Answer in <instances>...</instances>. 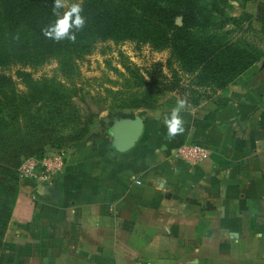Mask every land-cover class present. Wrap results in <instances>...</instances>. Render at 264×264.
I'll return each mask as SVG.
<instances>
[{
	"label": "crops",
	"instance_id": "1",
	"mask_svg": "<svg viewBox=\"0 0 264 264\" xmlns=\"http://www.w3.org/2000/svg\"><path fill=\"white\" fill-rule=\"evenodd\" d=\"M242 10L262 39L264 0ZM207 101L181 111L175 137L163 111L126 153L71 150L57 203L20 181L0 264H264V56ZM191 144L207 158L175 155Z\"/></svg>",
	"mask_w": 264,
	"mask_h": 264
},
{
	"label": "trees",
	"instance_id": "2",
	"mask_svg": "<svg viewBox=\"0 0 264 264\" xmlns=\"http://www.w3.org/2000/svg\"><path fill=\"white\" fill-rule=\"evenodd\" d=\"M251 1L255 0H83L80 5L85 25L76 32V40L56 42L44 35L57 19L54 0H0V70L12 66L36 68L54 59L63 73L73 74L75 60H82L97 43L129 42L157 52L168 51L178 72L189 77L190 86L222 90L251 73L264 56L255 46L229 39L232 31L226 29L228 24L234 25L227 14L231 2L244 5ZM64 12L60 10L61 15ZM243 16L249 23L251 17ZM179 19L180 25L176 22ZM126 70L131 76L128 84L135 81L143 85L137 72ZM15 76L26 84V93H18L12 78L0 72V244L18 194L17 167L8 165L7 156L19 158L22 151L13 153L11 147L18 144V137L22 142H34L52 133L48 129L51 126L68 121L59 107L67 105L69 96L61 94L53 82H36L23 70L16 71ZM172 78L175 81L170 91L181 80L177 72ZM149 101L150 97L143 95L140 105ZM39 103L42 113L37 108Z\"/></svg>",
	"mask_w": 264,
	"mask_h": 264
},
{
	"label": "rangeland",
	"instance_id": "3",
	"mask_svg": "<svg viewBox=\"0 0 264 264\" xmlns=\"http://www.w3.org/2000/svg\"><path fill=\"white\" fill-rule=\"evenodd\" d=\"M82 1L63 0L65 4L63 9L67 11L73 3L81 4ZM243 6L241 3L231 2L227 9L228 17L234 20V25L230 23L226 27L232 31L229 39L242 40L264 52V34L262 33V39L258 38L248 21H244ZM241 20L244 22L241 23ZM176 22L179 23L178 20ZM237 22L240 26L236 24ZM75 65L77 68L73 74L63 73L58 61L54 59L36 68L12 66L4 71L0 70L12 78L15 89L20 94L28 91L26 84L15 76L16 71L23 70L36 82L44 80L53 82L61 94L69 96L67 105L59 107L66 113L65 120L68 121L54 125V128L51 126L48 129L50 132L52 129V133L45 135L44 138L39 137L34 142L28 140L22 142L21 137H18V144L14 143L11 150L13 153L18 154L21 151L22 153L19 158L8 154L10 160L8 165L18 169L24 159L34 157L41 152L62 153L65 157L75 148L86 147L89 152L97 150L98 147L106 151L115 150L110 130L121 121L136 117L148 120L160 112L171 111L181 100L186 102L182 111H191L197 106L193 104L197 99L198 105L201 102H209L207 99L218 91L226 89L212 90L190 86L189 77L178 72L179 67L173 63L168 51L157 52L147 45L136 43L115 44L111 41L97 43L93 51L85 54L82 60L76 59ZM126 68L137 72L136 75L142 78V86L137 85L135 81L127 83L131 76ZM174 72H177L181 80L177 88L170 91L168 88L172 87L175 81L172 78ZM252 74L253 71L242 76L239 82L244 84ZM143 95L150 97L146 105H140ZM133 96L138 99L134 100ZM123 102L128 106L124 107ZM40 106L41 103L37 108H40L42 113ZM23 121L21 119V123ZM17 179L20 182L18 174Z\"/></svg>",
	"mask_w": 264,
	"mask_h": 264
},
{
	"label": "built area",
	"instance_id": "4",
	"mask_svg": "<svg viewBox=\"0 0 264 264\" xmlns=\"http://www.w3.org/2000/svg\"><path fill=\"white\" fill-rule=\"evenodd\" d=\"M175 155L185 161L199 163L207 158V150L198 144L183 145ZM65 166L62 153L42 154L24 159L17 169L20 181H31L40 186H53Z\"/></svg>",
	"mask_w": 264,
	"mask_h": 264
},
{
	"label": "clouds",
	"instance_id": "5",
	"mask_svg": "<svg viewBox=\"0 0 264 264\" xmlns=\"http://www.w3.org/2000/svg\"><path fill=\"white\" fill-rule=\"evenodd\" d=\"M65 7L63 0H54L53 14L57 17L55 22L44 30V35L56 42L62 40L75 41L76 32L80 31L85 25V18L81 15L83 9L79 3H73L68 11L61 15L60 10ZM186 102H177L176 107L171 110L170 116L164 120L169 138L182 134L185 131L184 120L180 115Z\"/></svg>",
	"mask_w": 264,
	"mask_h": 264
},
{
	"label": "water",
	"instance_id": "6",
	"mask_svg": "<svg viewBox=\"0 0 264 264\" xmlns=\"http://www.w3.org/2000/svg\"><path fill=\"white\" fill-rule=\"evenodd\" d=\"M178 25L181 24L180 19ZM144 129V122L140 117L124 120L112 126L110 135L114 141V149L119 153H126L133 149L139 142ZM46 186L52 195V201L57 203L61 199V189L58 187Z\"/></svg>",
	"mask_w": 264,
	"mask_h": 264
}]
</instances>
